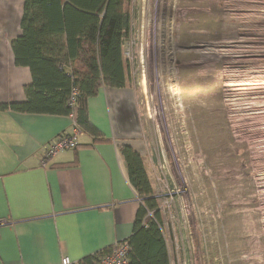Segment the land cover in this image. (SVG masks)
Instances as JSON below:
<instances>
[{"label": "rangeland", "instance_id": "1", "mask_svg": "<svg viewBox=\"0 0 264 264\" xmlns=\"http://www.w3.org/2000/svg\"><path fill=\"white\" fill-rule=\"evenodd\" d=\"M131 1L124 59L171 264H264V0Z\"/></svg>", "mask_w": 264, "mask_h": 264}, {"label": "crops", "instance_id": "2", "mask_svg": "<svg viewBox=\"0 0 264 264\" xmlns=\"http://www.w3.org/2000/svg\"><path fill=\"white\" fill-rule=\"evenodd\" d=\"M25 0H0V264H76L127 240L140 208L121 147L149 150L135 89L102 87L88 100V121L101 136L81 133L75 150L42 166L45 147L71 132L76 114L22 113L33 82L15 64ZM148 173V172H147ZM170 252V251H169ZM171 261V256H170Z\"/></svg>", "mask_w": 264, "mask_h": 264}, {"label": "trees", "instance_id": "3", "mask_svg": "<svg viewBox=\"0 0 264 264\" xmlns=\"http://www.w3.org/2000/svg\"><path fill=\"white\" fill-rule=\"evenodd\" d=\"M131 2L25 0L22 34L11 45L16 66L29 68L33 82L25 90V103L3 109L70 116L75 114L70 100L76 89L73 128L77 126L79 132L100 139L88 121L87 103L102 87L120 89L127 85L124 48L132 29ZM121 154L140 198L133 234L125 240L131 248V264H171L162 216L144 160L127 145L121 147ZM111 248L87 257L81 264H96L99 256Z\"/></svg>", "mask_w": 264, "mask_h": 264}, {"label": "built area", "instance_id": "4", "mask_svg": "<svg viewBox=\"0 0 264 264\" xmlns=\"http://www.w3.org/2000/svg\"><path fill=\"white\" fill-rule=\"evenodd\" d=\"M78 91L73 89L72 99L70 100V105L75 108L74 113L76 114V104H77ZM81 132L77 129V126L73 128L71 132H65L59 135L56 139L50 142L45 147V153L42 158V166L47 167L48 162L55 158L61 152L72 150L77 147V137H79ZM130 246L124 241L120 242L103 255L99 256L96 264H131L130 260ZM59 264H76L71 260L69 256L62 257Z\"/></svg>", "mask_w": 264, "mask_h": 264}]
</instances>
